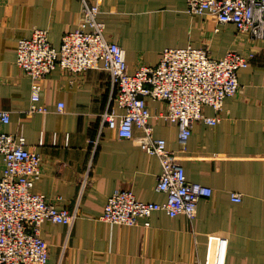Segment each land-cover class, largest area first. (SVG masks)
Listing matches in <instances>:
<instances>
[{"label":"crops","instance_id":"crops-1","mask_svg":"<svg viewBox=\"0 0 264 264\" xmlns=\"http://www.w3.org/2000/svg\"><path fill=\"white\" fill-rule=\"evenodd\" d=\"M86 1L100 5L104 36L124 50L128 73L156 65L166 48H207L215 59L231 51L253 57L237 72L238 93L225 100L219 123L196 122L183 148L177 126L158 116L164 104L147 101L154 136L180 157L188 181L212 189L210 198L199 201L194 220L158 211L148 226L142 220L134 226L106 223L100 217L117 189L139 201H165L155 191L159 161L101 124L110 95L102 69L73 74L56 68L40 80L39 103L46 112L27 113L31 80L15 63L18 40L42 29L59 47L83 21V4L0 0V111L10 118L7 125L0 121V131L22 135L26 148L40 155L42 174L32 191L77 214L70 226L43 223L48 264H214L219 239L227 242L224 264H264V42L217 24L209 14H188L185 0ZM203 113L215 116L209 106ZM97 138L92 153L89 141ZM89 159L91 172L82 181ZM2 168L0 157V173ZM231 193L242 200L233 202Z\"/></svg>","mask_w":264,"mask_h":264},{"label":"built area","instance_id":"built-area-1","mask_svg":"<svg viewBox=\"0 0 264 264\" xmlns=\"http://www.w3.org/2000/svg\"><path fill=\"white\" fill-rule=\"evenodd\" d=\"M83 21L65 34L59 47L48 41L47 32L34 29L29 38L18 40L16 66L31 80V104L28 114L45 113L40 104V80L56 68L80 74L89 69L108 73L110 95L101 114V124L117 132L120 139L135 140L160 164L155 191L165 201L143 202L128 190L117 189L108 198L100 219L106 223L134 226L143 221L149 225L154 212L169 217H196L198 203L212 196V189L188 181L180 157L167 149L163 138L154 136L148 100L162 102L165 110L159 118L178 128V144L183 148L196 122L215 126L220 121L224 102L238 93L237 72L249 66L253 54L235 51L223 57H211L207 48H166L156 65L139 66L128 73L124 50L104 36V24L98 20L100 5L82 0ZM190 15L209 14L217 24H230L238 33L253 42H264V0H185ZM217 30V28L215 29ZM211 107L215 116L207 117L204 107ZM62 104L57 109H62ZM120 110L118 113L116 110ZM0 121L10 123L9 114L0 111ZM140 131L134 135V129ZM92 153L98 138L90 140ZM0 264H48V244L41 237L44 222L70 226L75 212L47 200L32 191L41 177L40 155L26 148L22 135L0 131ZM92 159L86 166L87 180ZM233 202H240L238 193H231ZM226 240L219 239L214 264H224Z\"/></svg>","mask_w":264,"mask_h":264}]
</instances>
